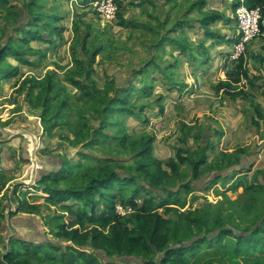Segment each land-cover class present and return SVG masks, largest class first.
Masks as SVG:
<instances>
[{
	"label": "rangeland",
	"instance_id": "obj_1",
	"mask_svg": "<svg viewBox=\"0 0 264 264\" xmlns=\"http://www.w3.org/2000/svg\"><path fill=\"white\" fill-rule=\"evenodd\" d=\"M39 1L41 10L45 12L53 10L52 13L58 11L64 18L57 23L58 26H61L59 34L50 33L48 29L39 27L42 30L41 35L45 36V39L32 40L30 43L32 48L29 46V49L26 50L22 43L15 40V45L24 51V58L30 60L33 65L24 66L17 59L10 58L11 63L20 67L19 74L13 78L3 79L0 83V142L7 146L12 156L11 163L6 160L4 163H0V258L5 259V255L14 250V247L16 252L23 253L20 245L16 244L15 246L12 243L16 239H26L33 244H43L46 241L49 245L50 243L71 244L66 238L57 235L59 224L64 221L62 214L66 213L63 212L60 204L51 200L47 193L43 192L42 187L36 185L43 174L36 173L34 178L32 177L33 160L29 159V151H24L21 145L28 144L31 150L33 143L25 133L36 137L40 154L53 158L50 160L53 162L47 174L58 170L56 175H61L59 178L61 177L62 180L52 184L59 188L81 187L88 181L85 174L95 173L93 166L86 168L85 165H78L80 161H85L79 154L80 151H90L92 154L106 159L115 158L123 165L120 170L131 171L139 176L133 169L134 153L119 145L117 141L102 138L94 139V141L92 138L86 140L89 137V128L85 124L88 123L89 127L93 128L101 123L98 112L101 104L86 98L83 92L73 85L72 80L77 78L76 74L78 73L72 48L77 46L81 51L77 41L78 33H83L86 36L88 48L98 47L100 49L96 56L97 62L93 64L94 71L89 82L95 81L103 92L110 86L107 81L110 76L115 78L118 85H127L125 82L128 79L129 82H134L137 85L135 88L137 91L131 95L136 109L135 114L113 116L110 113L102 117V120L109 122L107 130L110 134L118 135L126 131L133 138L138 139L144 134L152 135L154 136L153 153L155 157L164 161L175 157L179 148H188L193 151L200 144L210 147L208 149L209 160L219 154L234 153L241 147L247 148L248 157L245 156L246 159H244L246 167L232 171L223 177L222 175L218 176L217 182H214V179H209L210 175L194 181L189 177L188 181L192 180V192L187 195L185 206L170 210L161 209L166 216L178 218L180 212L193 210L199 223L207 228L215 229L222 225L227 227L250 224L259 214L263 213L264 192L256 191V188L252 189L251 184L264 183V127L255 123V106L252 104V102L259 103L255 98L260 96L264 98V79L258 81L264 72L256 62L258 52L264 53V45L261 46V50L258 49L260 50L258 52L250 51L249 44L257 41V39H253L242 55L245 59L244 67L249 71L252 79L251 82L244 79L245 83L240 88L250 95L253 94L250 91H255L254 99L246 100L240 96L233 98L225 91L218 94L216 88L220 82L219 79L208 84L206 89L212 93L211 95L198 91L203 84L201 85V82L195 79L196 77L188 76L193 78L192 81L187 77L180 79L183 73L180 74L181 70L179 66L177 67V63L170 64L173 67L171 68L170 65L164 64L166 61L162 58H160L159 65L152 63L143 74H139L137 79L131 75V72L132 74L136 73L135 71L139 69L131 68L134 66L133 60L139 59L140 64L145 65L149 57L153 62L157 59L158 55L152 54V50L164 41L169 42L166 36L174 34L176 31H183V35L186 36L185 28L181 30V27L191 22L192 15L189 12L192 10L196 12V9L192 7L196 0H179L176 3L177 14H174L172 18L171 16H161V21L159 16L152 15V21L158 18L157 25L154 28L143 26V29L138 30L132 27L133 25H120L119 16L114 21L104 20L91 1H87V5H84L83 0H78L77 4L75 1H71L69 4L60 0ZM117 2L119 12L124 16V8L120 1ZM238 3H241V0H230L224 10L226 22L231 21L230 23H232L233 21L232 30L234 29L233 35L227 40H223L224 43L228 40L233 42L232 53L226 57L230 63L222 65L217 73L224 80L227 79V72L235 70L239 63V59L235 57L238 32L235 12ZM22 6L24 4L18 0H9L6 4L0 3V39L2 42L9 38L13 29L14 12H22L23 18L20 22L35 26L34 22H30V18H28L29 14L26 12L24 14ZM68 9L70 13H68ZM196 16L202 17L198 13ZM262 24H264V18ZM220 27L217 29L218 32H222ZM200 36L199 45H195L199 54L208 50L209 47L220 44L217 39L206 43L207 39L203 38L205 34ZM156 43L158 44L156 45ZM38 46L41 49H33ZM187 53L191 62L196 51L189 49L183 54ZM202 56L204 59L206 54ZM176 61L178 62V59ZM201 61L203 63V60ZM202 63H199V66ZM251 63L252 66L249 65ZM183 68V70H187L186 67ZM221 69L225 72L224 74ZM195 70H199V68L195 67L193 74ZM46 74L52 75L61 91L56 90L53 93L51 108L46 114L43 113L46 121H42V109L34 108L32 103L40 89H33L30 83L24 81L28 77L37 84ZM4 76L7 75L4 74ZM144 90L150 92L146 94L140 92ZM111 92L102 94L104 102ZM198 93L201 94V97L196 95ZM218 104L221 105L216 107ZM233 107L237 109L236 114H240L236 116V120H233H240L238 122L240 123L239 132L245 130L246 134H244L245 132L237 134L236 141L227 143L225 140H227L228 134L224 127V119L226 113L234 114ZM172 111L173 113H171ZM224 111L225 114H223ZM120 122L124 127L121 131H119L121 127L118 125ZM2 128L20 133L12 136L3 132ZM222 131L224 135L220 136L219 133ZM36 165L38 168L43 167L41 164ZM67 166L68 169H65ZM181 171L190 174L192 169L190 166L184 165L181 167ZM1 176H3L2 180ZM233 182L235 184L232 187ZM229 187L230 189H228ZM178 188L179 184L173 187L175 190ZM160 192L165 194L162 188ZM226 196L232 200H238L240 207L236 208L229 203ZM24 202L30 204L28 207L31 208L18 211L19 205H23ZM200 215H203L202 218H199ZM88 226L89 224L86 225V227ZM188 228L189 226L183 222L180 229L185 235L191 236L192 233ZM92 249V246L89 245V248L84 250L91 252ZM41 251L45 254L47 249ZM151 257L158 261L157 255L153 254ZM114 258H116L117 264H126L120 256ZM138 258H140L138 259L141 260L140 262L145 260L140 255ZM207 262H210L209 264H257V260L254 258H242L239 262H230L222 257H215L213 254H203L198 264Z\"/></svg>",
	"mask_w": 264,
	"mask_h": 264
},
{
	"label": "trees",
	"instance_id": "obj_2",
	"mask_svg": "<svg viewBox=\"0 0 264 264\" xmlns=\"http://www.w3.org/2000/svg\"><path fill=\"white\" fill-rule=\"evenodd\" d=\"M94 1L92 0V3ZM1 2L6 4L9 0H0ZM245 2L250 7L261 6L264 18V0H245ZM205 5L206 0H196L192 7L199 8L203 14L199 21L203 27H208L221 19L222 14L216 11H203ZM22 7L26 11L29 10L30 22L33 21V25L38 26L20 22V13L14 12L13 29L9 38L4 42L0 39V83L3 79L13 78L19 74L20 67L11 63L10 58L17 59L24 66L33 65L30 60L24 58V51L15 45V40L22 43L27 50L29 46L32 48L30 45L32 40L45 39V36L41 35L40 28H46L50 33H61V26L57 23L63 19L62 16L43 12L37 0L26 2ZM118 16L120 25L141 24L132 20L127 21L120 12ZM261 28L264 30V24H261ZM77 41L81 51L77 46L72 48L78 73L77 78L72 80L73 85L81 90L86 98L101 104L98 111L101 123L93 128H90L88 123L85 124L89 128V137L86 140L92 138L94 141L102 138L117 141L119 145L134 153L133 169L139 176L131 171L120 170L123 165L117 159H106L90 151L79 152L85 161H80L78 165L95 168L94 174L91 172L85 174L88 181L81 187L54 186L53 182L56 184L62 180L61 177L59 178L61 175H56L58 170L43 174L36 185L42 187L43 192L60 204L63 212L66 213L62 214L64 221L59 224L57 235L66 238L71 244L50 243L49 245L48 241L43 244H33L26 239H16L12 243L15 246L20 245L23 253L16 252L14 247V250L5 255V259L0 258V264H117L115 256H120L126 264H198L203 254H213L230 262H239L242 258H254L257 264H264V210L250 224L227 227L222 225L215 229L199 223L193 210L180 212L178 218L166 216L161 211L164 208L170 210L184 207L187 195L192 192V180H199L212 172H222L228 167L240 164L247 156V148L241 147L234 153L219 154L209 160L210 147L200 144L193 151L179 148L175 157L164 161L155 157L153 153L154 136L144 134L138 139L133 138L126 131L118 135L110 134L107 130L109 122L102 120V117L110 113L113 116L135 114L136 109L131 95L137 91L135 89L137 85L134 82L118 85L114 77H108L110 86L104 89L105 92L101 91L95 81L89 82L100 49L88 48L83 33H78ZM172 41L180 45L183 53L190 49L183 42ZM33 49L41 48L38 46ZM256 60L264 64V54H259ZM152 62L136 70V73H143ZM244 62L245 59L241 56L237 68L228 71L227 79L219 82L216 88L218 91L224 89L233 98L240 96L251 100V95L240 88L244 79L250 82L252 79L249 71L244 67ZM26 81L33 89H40L32 103L34 108L42 109V121H46L43 113L46 114L51 108L53 93L61 89L51 74H46L37 84L28 77L25 78L24 82ZM110 91H112L111 95H107L104 102L102 94H109ZM140 92L149 93L146 90ZM255 113V123L264 127V108L260 104H255ZM118 125L121 131L124 127L121 122ZM219 134L224 135L223 131ZM184 165L191 167L190 174L181 171ZM65 169H68V166ZM189 177L192 180L188 181ZM2 178L3 176L1 180ZM210 179L217 182L219 177ZM235 182L231 184L232 187ZM178 184L179 188L173 189ZM161 188L165 194L160 192ZM251 188L264 192V183L251 184ZM226 200L236 208L240 207L238 200H232L229 196H226ZM117 205L131 211L124 215L120 214ZM28 206L30 204L24 202L23 205H19L18 211L30 209L31 207ZM202 216L200 215L199 218ZM183 222L189 226L191 236L181 231ZM89 245L93 248L91 252L84 250L89 248ZM42 249H47V252L43 254ZM153 254L157 255L158 261L151 257ZM138 255L143 256L145 260L140 262Z\"/></svg>",
	"mask_w": 264,
	"mask_h": 264
},
{
	"label": "crops",
	"instance_id": "obj_3",
	"mask_svg": "<svg viewBox=\"0 0 264 264\" xmlns=\"http://www.w3.org/2000/svg\"><path fill=\"white\" fill-rule=\"evenodd\" d=\"M19 2H21L22 4H25L26 2L28 3L29 1H33V0H18ZM38 3L40 4V1L37 0ZM60 1H64L65 4H69L71 3V1H75V4H77L78 0H60ZM87 1H91L92 0H83L84 5H87ZM121 2L123 8H124V18L129 21H135V22H139L141 23L138 26H132L134 28L138 29H143V26H147L149 28L153 27L156 24L157 19L159 18V20L162 21V17L161 16H171V18L173 17V15L177 14V2H179V0H118ZM230 0H206V5L203 8V11H216L222 14L221 19L217 20L215 23L210 24L208 27H203L200 23V19L203 17V14L200 12L198 7H194L195 10L190 11L189 13L192 15L191 18V22L188 23V25H184L183 27H181V30L185 28L186 30V36L183 35V31L179 32L176 31L174 34H169L168 36H166L167 41H164L161 44L156 43V47L152 50V54H156L158 55L157 59L154 60V62L156 65H159L158 63L160 62V58H162L164 61L165 65H170V64H176L177 63V67L179 66L180 68V74H182V78L180 79H185V77L188 78V80H191L193 78H195L196 80H199L201 82V86L199 88V92H203L206 94H211L209 91H207V86L208 84L214 83L216 79H219V81H222L224 79L221 78V75L218 76V70L219 68L223 65L225 66L226 64L230 63V61L226 60V57H228L229 55H231L232 53V49H233V42L232 40H228L226 43L223 42L224 39L227 40L228 37H230L231 35H233L234 29L232 30V25H233V21L232 23H227L226 19H225V15L226 12H224L225 8H226V4L229 3ZM194 3V2H193ZM89 4V3H88ZM71 7V4H70ZM23 8V7H22ZM55 8V7H54ZM24 14L26 12V14H29V10L26 11L24 10ZM43 12H45L44 10H42ZM53 10H49V12H45L48 14H57L62 16L61 13H59L57 11V13H52ZM68 13L69 9L67 10ZM231 11V10H230ZM122 12V11H121ZM199 14L200 16H202L201 18L197 17L196 14ZM123 14V13H122ZM152 15H154L155 17H158L156 19H154V21H152ZM63 17V16H62ZM22 12H20V18L19 20L21 21L22 19ZM29 18V17H28ZM64 18V17H63ZM221 26V27H220ZM218 27H220L219 29L222 32H218ZM180 33V34H179ZM201 34H205V36L203 37L204 39H207L206 43L208 41H213V40H219L220 44L216 45V46H212L209 47L208 50L206 49L204 52H202L201 54H199L200 52H197V46L195 45H199L198 40L201 38ZM263 37H256L254 40L257 39V41L250 43L248 49L250 51H260L261 50V46L264 45V30H262V33L260 34ZM259 35V36H260ZM145 39V37H144ZM172 40H178L180 42L186 43L191 50H195L196 51V55H194L192 58L193 60L190 62V57L187 54H183L182 49L180 47V45L178 44H174ZM145 45V44H144ZM206 46L208 47V45L206 44ZM260 48V50H258ZM189 51V50H188ZM149 53V52H148ZM206 54V57L204 59L202 55ZM258 54H264L263 52H258ZM178 59V62L176 61ZM203 60V63L202 61ZM150 61H153L151 57H149L146 62L145 65H141V61L139 59L137 60H133L134 66H132L131 68H143L147 65V63H149ZM258 65H260L259 67L261 68V71L264 72V64L259 63L258 61H256ZM199 63H202L201 66H199ZM163 65V64H162ZM250 66H252L253 64H249ZM171 66V65H170ZM181 66V67H180ZM149 67V66H148ZM147 67V69H148ZM157 67V66H156ZM186 67L187 70H183ZM195 67H198L199 70H195L194 74H193V69H195ZM171 68H173L171 66ZM263 69V70H262ZM138 70V69H137ZM156 70V68H155ZM146 71V69H145ZM144 71V72H145ZM221 71L223 72L222 74H224L225 72L221 69ZM136 72V71H135ZM185 73V74H184ZM256 74H260L259 72H255ZM143 74V73H141ZM148 74V73H147ZM264 74V73H263ZM131 75L134 76V79H137V77L139 76V74L134 73ZM146 76V75H145ZM193 77V78H189V77ZM111 77V76H110ZM147 77V76H146ZM264 79V75L260 78L261 81ZM129 79L125 82L126 84L129 83ZM244 81L241 83L240 86L243 87L244 85ZM259 86H261V84H258ZM264 89V88H263ZM206 90V91H203ZM224 90H217V93H223ZM251 93V99H254V95H255V91H250ZM198 96H200L201 94H196ZM201 97V96H200ZM212 97V96H211ZM255 100L257 102H259L258 104H260L263 108H264V98L263 97H259V98H255ZM185 101V100H184ZM246 101V100H244ZM184 103V102H183ZM252 104L255 106L256 102H252ZM187 105V104H186ZM221 104L216 105L220 106ZM223 108V107H222ZM171 111V109H170ZM232 111H235L234 114L231 113L228 114L226 113L225 115V119H224V127L227 130V143H232L234 141H236L238 139L237 134L240 133H244L245 130H243L242 132H239V124L238 123L240 120L238 121H234L236 120V116L240 115V114H236L237 113V109L235 107L232 108ZM173 113V111L171 112ZM221 113V112H220ZM225 114V111L224 113ZM234 119V120H233ZM232 120V121H231ZM238 123V124H237ZM19 126V125H16ZM263 127V126H262ZM246 134V132L244 133ZM246 138V135H245ZM17 143V142H16ZM12 144V143H10ZM45 155V154H43ZM47 158L46 160H44V166H43V171H49V169L51 168V164L53 161V158H51L50 156L46 155ZM11 154L8 151L7 146H4L3 143L0 142V163H4V161H8V162H12V158H11ZM4 166V165H3ZM35 167L37 165H34Z\"/></svg>",
	"mask_w": 264,
	"mask_h": 264
},
{
	"label": "built area",
	"instance_id": "obj_4",
	"mask_svg": "<svg viewBox=\"0 0 264 264\" xmlns=\"http://www.w3.org/2000/svg\"><path fill=\"white\" fill-rule=\"evenodd\" d=\"M118 0H95L94 6L97 8L102 18L108 22L114 21L119 12ZM235 15L237 16V43L235 45V57L239 59L245 52L247 45L262 33L261 24L263 21L262 7H250L245 0L238 3ZM117 211L126 214L131 210H126L118 205Z\"/></svg>",
	"mask_w": 264,
	"mask_h": 264
},
{
	"label": "water",
	"instance_id": "obj_5",
	"mask_svg": "<svg viewBox=\"0 0 264 264\" xmlns=\"http://www.w3.org/2000/svg\"><path fill=\"white\" fill-rule=\"evenodd\" d=\"M2 130H3V132H6L7 134H10L12 136H15V135L20 133V132L19 133L18 132H11L9 129H5V128H2ZM38 145H37V147L34 150H30V146L28 144H22L21 145L24 151H26V150L29 151V155H30L29 159L33 160L32 177H33V174L35 175L36 173L45 174V173L48 172L46 170L43 171V167H41V168L39 167L38 168V166H36V167L34 166L35 164H41V165L44 166V162L43 161L46 160V158H47L46 155L40 154V151H38V147H39ZM246 157H248V156H246ZM246 157L242 159L240 164H237V165H234V166H232L230 168H227L226 170H224L222 172L211 173L210 174V176H211L210 178L218 177V176H221V175H227V174H229L232 171L240 170L241 168L246 166L245 162H244V159H246Z\"/></svg>",
	"mask_w": 264,
	"mask_h": 264
},
{
	"label": "bare ground",
	"instance_id": "obj_6",
	"mask_svg": "<svg viewBox=\"0 0 264 264\" xmlns=\"http://www.w3.org/2000/svg\"><path fill=\"white\" fill-rule=\"evenodd\" d=\"M25 135L28 136L32 140L33 145L31 147V150H34L37 147V145H38L37 140H36V137H34L33 135H31L29 133L28 134L25 133ZM33 178H34V174H33Z\"/></svg>",
	"mask_w": 264,
	"mask_h": 264
},
{
	"label": "flooded vegetation",
	"instance_id": "obj_7",
	"mask_svg": "<svg viewBox=\"0 0 264 264\" xmlns=\"http://www.w3.org/2000/svg\"><path fill=\"white\" fill-rule=\"evenodd\" d=\"M210 174H208L207 176H209Z\"/></svg>",
	"mask_w": 264,
	"mask_h": 264
}]
</instances>
